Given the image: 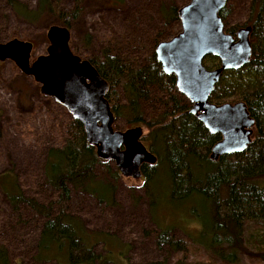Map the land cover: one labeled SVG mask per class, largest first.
Returning <instances> with one entry per match:
<instances>
[{"label":"trees","instance_id":"trees-1","mask_svg":"<svg viewBox=\"0 0 264 264\" xmlns=\"http://www.w3.org/2000/svg\"><path fill=\"white\" fill-rule=\"evenodd\" d=\"M6 1L19 20L32 25L44 24L47 28L69 29L67 20L80 18L85 0H73V9L68 13L61 10L60 0H37L32 8L19 0ZM107 1L111 6L122 3V0ZM177 11L178 7L173 5L160 8L165 26L172 21L179 24ZM219 16L225 32L235 37L241 27L227 26L226 8ZM57 23L59 25H54ZM246 26L252 27V59L239 70L224 71L209 100L217 105L244 102L256 122L257 131L244 153L221 157L218 162L211 161L209 154L221 137L208 132L194 115L188 114L190 104L176 92L174 75H166L155 58L154 49L160 41L154 42L152 52L142 61L120 56L115 45L102 49L100 59L97 56L86 58L109 85L107 101L116 121L125 120L128 128L142 124L146 129L144 140L156 158L149 173L142 171L147 174L142 189L149 200L150 215L155 216L159 200L166 194L154 182L158 167H165L169 171L170 205L186 207L192 221L196 217L201 221L197 231L205 234L199 244H195L189 240L173 241L169 235L172 227L166 228L161 223L162 216L158 221L153 218L159 246H168L181 260L193 256L189 263L182 264H238L240 256L264 264V0H251L249 20L243 27ZM204 65L207 69H215L220 62L209 56L204 59ZM119 88L125 103H119ZM151 102L158 104L160 112L146 122L142 118L141 103ZM62 131L65 134L63 145L46 151L42 168L45 186L57 195L55 203L45 205L26 197L16 186L15 176L10 171L0 174V192L13 213L24 205L40 218L36 261L117 264L119 262L114 259L123 258L128 247L112 235L88 231L81 219L69 214L62 204L69 199L71 190H82L98 204L114 206L119 171L113 163L97 157L95 148L86 142L80 122L69 117L62 124ZM198 200L202 208L197 207ZM55 205L59 210L54 214ZM197 214L204 217L203 222ZM100 243L105 255L93 250ZM45 252L49 255L44 256ZM10 261L8 250L1 244L0 264H10Z\"/></svg>","mask_w":264,"mask_h":264},{"label":"rangeland","instance_id":"rangeland-1","mask_svg":"<svg viewBox=\"0 0 264 264\" xmlns=\"http://www.w3.org/2000/svg\"><path fill=\"white\" fill-rule=\"evenodd\" d=\"M36 1L19 0L30 8L35 6ZM121 2L111 6L112 3L107 0H85L80 18L71 17L67 20L70 45L77 55L83 59L96 56L100 59L102 49L113 48L115 45L120 56L134 57L142 61L152 52L156 40L160 42L169 40L180 30V24L177 22L172 21L169 25H164L160 8L168 5L179 8L189 0ZM73 6V0H60V8L64 12H70ZM250 6L251 0H227L225 7L227 26L243 27L249 20ZM48 29L49 27L44 24L32 25L17 19L7 1L0 0V43L13 39L31 43L33 46L31 62L45 54L48 47L46 38ZM39 89L40 85L32 77L23 75L14 63L0 62V174L10 171L15 176L16 186L26 197L34 198L46 205L57 200L56 193L45 186L42 178L46 151L63 145L65 134L62 131V124L71 116L52 98L41 95ZM118 92L121 94L119 101L125 103L122 89L119 88ZM141 106L142 118L146 122L150 121L156 112H160L155 102L147 105L141 103ZM114 126L122 131L128 130L125 120L122 119L117 120ZM139 127H142V133L145 135V127L143 125ZM110 167L114 169V166ZM99 172L100 169H97V173ZM154 182L157 186L160 185L166 194L160 198L158 210L153 217L149 213L148 197L144 195L142 189L143 180L121 175L115 182L114 206L98 204L82 190H71L69 199L62 207L69 214L80 218L88 231L112 235L121 245L128 247L123 258L114 259L119 262L117 264L189 263L193 256L181 260L168 246H159L156 243L155 235L158 229L153 218H157L158 221L162 216L161 223L166 228L172 227L169 235L173 241L189 240L195 244H199V240L203 239L205 234L201 230L199 233L197 231L201 221L197 217L192 221L186 207L173 208L170 205L167 168L158 167V175ZM196 204L198 208H202L199 200ZM56 205L54 214L59 210ZM14 213L0 192V245L8 250L10 264H58L54 260L50 261L51 259L47 261L34 259L37 255L36 241L39 235L37 225L40 218L37 214L24 205ZM198 216L203 222L204 217L201 214ZM192 238L194 239L191 240ZM93 250L98 255L106 253L102 243L96 244ZM48 255V252L44 253V256ZM238 264L261 263L240 256Z\"/></svg>","mask_w":264,"mask_h":264},{"label":"water","instance_id":"water-1","mask_svg":"<svg viewBox=\"0 0 264 264\" xmlns=\"http://www.w3.org/2000/svg\"><path fill=\"white\" fill-rule=\"evenodd\" d=\"M226 4L227 0H189L177 11L179 32L154 49L162 71L175 76L176 89L190 102L188 113L207 131L221 136L210 150L212 161L245 152L255 126L244 102L217 105L209 101L222 73L245 67L253 56L251 26L239 28L235 37L225 32L219 14ZM46 38V53L32 62L31 43L18 39L0 43V62L14 63L40 85L41 95L52 98L80 122L86 142L99 159L114 162L123 177L140 178L141 164L156 162L140 141L142 129L113 128L115 118L106 100L108 83L88 60L73 53L67 28L51 26ZM209 56L219 60L218 68H206L204 59Z\"/></svg>","mask_w":264,"mask_h":264},{"label":"flooded vegetation","instance_id":"flooded-vegetation-1","mask_svg":"<svg viewBox=\"0 0 264 264\" xmlns=\"http://www.w3.org/2000/svg\"><path fill=\"white\" fill-rule=\"evenodd\" d=\"M46 53V52H45ZM155 58H156V56H155ZM82 60H85V59H83V58H81ZM167 75V74H166ZM171 75V74H170ZM173 75V74H172ZM175 77V76H174ZM105 80V79H104ZM106 81V80H105ZM175 89H176V82H175ZM108 91H109V85H108V90H107V94H108ZM176 92L179 94V95H181V96H183L181 93H179L178 92V90L176 89ZM107 94H106V100H107ZM174 97V96H173ZM184 97V96H183ZM185 98V97H184ZM186 99V98H185ZM210 99V98H209ZM174 100H178V98H175ZM187 100V99H186ZM210 101V100H209ZM187 102H189L188 100H187ZM239 102H241V101H239ZM119 103H121L120 101H119ZM212 103V102H211ZM189 104H190V102H189ZM233 104V103H232ZM247 106V105H246ZM190 107H191V104L189 105V109H190ZM247 110H248V107H247ZM248 112H249V110H248ZM189 114V113H188ZM249 114H250V112H249ZM156 116V115H155ZM250 117L252 118V119H254L252 116H251V114H250ZM115 118V117H114ZM255 121V120H254ZM115 122H116V119H115ZM115 122H114V124H113V128L115 129V130H119V129H117V128H115ZM149 122V121H148ZM139 125H141L142 126V124H139ZM139 125H137V126H133V127H130V128H136V127H139ZM141 129H142V127H140ZM129 129V128H128ZM255 131H257L256 130V122H255V126L254 127H252V132H253V134H252V138H253V136H254V133H255ZM209 132V131H208ZM221 137V136H220ZM220 140H221V138H220ZM140 141H141V143L142 144H144V146L146 147V149H147V151L149 152V153H151L150 152V148H149V144H148V142L146 141L145 142V140H144V134L142 133V136H141V138H140ZM251 142H252V140H251ZM244 153V152H243ZM152 154V153H151ZM153 155V154H152ZM232 155H236V154H232ZM154 156V155H153ZM225 156H231V155H225ZM155 157V156H154ZM222 157H224V156H222ZM219 158H221V157H219ZM219 158L216 160V161H213V162H218V160H219ZM212 161V160H211ZM110 162V161H109ZM111 163H113L114 164V162H111ZM115 165V164H114ZM153 165H155V164H148V163H142L141 164V166H140V173H141V176H140V178L139 179H141V180H143V182L145 181V178H146V173H143L142 171L143 170H146L148 173H149V171L150 170H152L151 169V166H153ZM116 167V166H115ZM118 170V169H117ZM119 171V170H118ZM119 174H120V172H119ZM121 175V174H120ZM122 176V175H121Z\"/></svg>","mask_w":264,"mask_h":264}]
</instances>
